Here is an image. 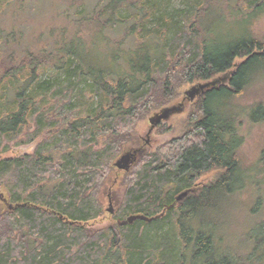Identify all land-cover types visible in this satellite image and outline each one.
<instances>
[{
	"label": "trees",
	"instance_id": "trees-1",
	"mask_svg": "<svg viewBox=\"0 0 264 264\" xmlns=\"http://www.w3.org/2000/svg\"><path fill=\"white\" fill-rule=\"evenodd\" d=\"M53 1L62 12L36 22L26 7L41 0H0V203L12 206H0V264H264V217L245 238L251 256L223 250L218 233L222 205L248 181L264 185V149L253 181L239 157L244 124L264 121L262 104L239 101L264 71V42L250 33L264 0H187L180 10L108 0L90 14L87 0ZM48 70L56 77L42 80ZM220 76L193 101L186 133L126 173L119 220L156 219L85 229L102 214L98 190L136 124L181 86ZM41 136L33 154L2 157Z\"/></svg>",
	"mask_w": 264,
	"mask_h": 264
},
{
	"label": "rangeland",
	"instance_id": "rangeland-1",
	"mask_svg": "<svg viewBox=\"0 0 264 264\" xmlns=\"http://www.w3.org/2000/svg\"><path fill=\"white\" fill-rule=\"evenodd\" d=\"M106 1L108 0H87L85 2H82L83 6H81V8L86 11L85 13L90 14L93 11V7L95 5L104 4V2ZM151 1L163 7L165 6L168 10H180L185 7L187 0ZM61 4L66 5V2H62ZM26 8L27 18L32 19L36 22L37 18L41 15H44L45 13L46 15H48V13L50 12L51 16H56L60 12H62V9H59V7L55 5V2L53 0H41L40 3L29 4ZM64 9L65 8H63V10ZM73 12L74 9L70 10L69 12L68 17L70 19H73L75 17V12ZM33 25L36 26L37 23ZM232 28L235 29V31L239 29L237 24H234ZM112 29V36H117L121 33V30L117 29L116 27ZM22 30L23 32L29 31L28 28H23ZM221 30L224 31L223 27H221ZM250 33H252L254 37H257L264 42V15H262L258 19H255L252 24ZM242 61L243 59L235 60V65L239 64ZM48 71V73H45L41 76L42 80L49 77L51 78V76L56 77V74L52 73L51 70ZM221 78H225V80L227 79L226 76H220L215 79L218 80ZM52 79L54 78H51V80ZM225 80H220L218 83H225ZM196 84H204V82H195L192 84H185L181 86L173 99L163 105V107H171L183 103V108L180 113L172 115L167 120V122H163L162 124L154 128L148 137L146 136L150 126L148 120L154 113L158 111L156 110L146 114L145 118H143L136 124L130 142L123 148L121 153L116 156L114 161H116L123 153L132 152L133 150H135L136 152L137 161L138 158H143L144 156L157 152L160 147L172 141L173 139L182 137L186 133L185 131L188 125V117L193 109V101H195L198 97H196L193 101H182V99L184 97V92ZM239 101L242 105H245H241V107L243 108H247V106L255 104H262L264 106V71L252 80L251 84L244 91ZM246 130L248 131L247 133ZM243 131H245L246 137L244 144L240 149L239 157L243 169L249 175V178L247 179H250L251 177L253 181L255 174H252L257 171L255 170L256 168H259V154L264 149V121L256 125L244 124ZM43 137L44 136L38 137L37 139L24 144L11 145V150L8 153L3 154L2 157H21L24 155H31L34 153L37 146L41 143ZM20 139L24 141L25 136ZM132 171L133 167H131V169L128 171L129 173H124L123 171L115 169L113 172L107 175V178L99 188V193L97 195V199L100 202L102 208V214L97 219L85 225V229L101 231L102 229L117 226V221H120L117 216L118 211L120 209V206L123 204L124 194L126 188L129 186L127 182L128 176ZM126 173L128 174V176L126 175ZM217 173L218 171L213 170L201 175L195 182L197 183V185H199L197 189H200L202 185L207 184L211 180H213V177ZM258 182L259 183H251L250 181L246 182L245 185L240 188L241 192L232 198V200L229 202V205H227L226 202L222 205V208L225 209L224 213H226L224 215V225L221 227V230L219 229L218 232L219 237H221L222 239L221 243L223 242L221 247L223 250L228 251V253L232 254L236 258H238V256H251L253 249L252 243L248 242L245 238H247V235L250 234L251 226L254 225L255 222L259 221L262 217H264V185H261L260 180ZM257 185H261V190H256V188L258 187ZM0 193H3L5 197H7L4 192L0 191ZM257 196L260 197L261 207L254 204ZM4 204L5 206H7V208L8 206H10L6 201ZM0 206L4 207V209L7 210L2 203H0ZM254 209L259 210H256V213L253 215ZM110 211H112L113 213H110ZM152 235L153 230L150 232V236ZM260 251H262L261 246L259 248V253ZM258 259L262 260L260 257H258Z\"/></svg>",
	"mask_w": 264,
	"mask_h": 264
},
{
	"label": "water",
	"instance_id": "water-1",
	"mask_svg": "<svg viewBox=\"0 0 264 264\" xmlns=\"http://www.w3.org/2000/svg\"><path fill=\"white\" fill-rule=\"evenodd\" d=\"M220 80L224 81L225 78H221L215 81H210L204 84H196L190 87L188 90L184 92L183 101L185 100L193 101L196 97L204 93V91L208 89V87L216 85V83H218ZM182 108H183V103L182 104L180 103L176 106L166 107L162 109L161 111H159L158 113L154 114L152 117H150L148 120V123L150 126H149L146 136L148 137L149 134H151V132L153 131V129L156 128L161 122H165L172 115L180 113L182 111ZM135 162H136V152L135 151L125 152L113 163V166L119 171L128 172ZM190 192L192 191L189 190V191L182 192L179 196H177L176 200L180 201ZM0 199H2L1 195H0ZM8 209L12 210V206L11 205L8 206ZM110 213H113V212L110 211ZM155 219L156 217L147 218L142 215H131L123 221H117V225L118 226L131 225L136 221H142V222L149 223L151 220H155Z\"/></svg>",
	"mask_w": 264,
	"mask_h": 264
},
{
	"label": "flooded vegetation",
	"instance_id": "flooded-vegetation-1",
	"mask_svg": "<svg viewBox=\"0 0 264 264\" xmlns=\"http://www.w3.org/2000/svg\"><path fill=\"white\" fill-rule=\"evenodd\" d=\"M133 151H135V150H133Z\"/></svg>",
	"mask_w": 264,
	"mask_h": 264
}]
</instances>
